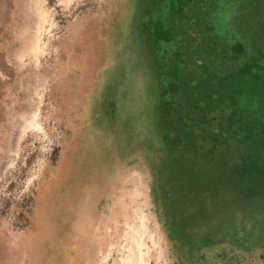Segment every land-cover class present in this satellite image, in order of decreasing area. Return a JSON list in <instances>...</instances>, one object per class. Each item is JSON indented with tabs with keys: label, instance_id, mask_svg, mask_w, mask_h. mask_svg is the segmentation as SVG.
<instances>
[{
	"label": "rangeland",
	"instance_id": "1",
	"mask_svg": "<svg viewBox=\"0 0 264 264\" xmlns=\"http://www.w3.org/2000/svg\"><path fill=\"white\" fill-rule=\"evenodd\" d=\"M242 7L0 0V264H264Z\"/></svg>",
	"mask_w": 264,
	"mask_h": 264
},
{
	"label": "trees",
	"instance_id": "2",
	"mask_svg": "<svg viewBox=\"0 0 264 264\" xmlns=\"http://www.w3.org/2000/svg\"><path fill=\"white\" fill-rule=\"evenodd\" d=\"M234 1V0H233ZM251 0H243V7L240 8V17L238 16V19H236L232 23V30H238L240 24L243 23V47L245 49V52L243 54V59L246 57H250L254 54L256 50L259 48L264 49V0H252L253 3L250 4ZM236 13V12H235ZM237 14V13H236ZM238 15V14H237ZM251 22L256 26V29H259L258 33H255L253 30L250 29ZM234 28V29H233ZM250 45H253L251 48ZM247 45V47H246ZM255 60H252V63ZM262 72L258 75H261ZM263 80L259 79V82H263ZM258 82V83H259ZM264 83V82H263ZM259 87L264 88L258 84ZM260 126H264V118L262 121L258 122V126L255 125L252 127V125L247 121L246 123H243V129L245 131V134L248 135L250 139L254 138H260L263 137L261 134L263 132L260 129Z\"/></svg>",
	"mask_w": 264,
	"mask_h": 264
},
{
	"label": "bare ground",
	"instance_id": "3",
	"mask_svg": "<svg viewBox=\"0 0 264 264\" xmlns=\"http://www.w3.org/2000/svg\"><path fill=\"white\" fill-rule=\"evenodd\" d=\"M36 49V48H35ZM38 50V49H37ZM37 50H35V51H37ZM33 52H34V50H33ZM35 54H37V53H35ZM30 120V121H29ZM23 124L26 126V127H29V126H31V125H33L34 123H33V118H31V117H27L24 121H23ZM23 125V126H24ZM35 125V124H34ZM33 128V127H32ZM140 256H141V254H139Z\"/></svg>",
	"mask_w": 264,
	"mask_h": 264
}]
</instances>
